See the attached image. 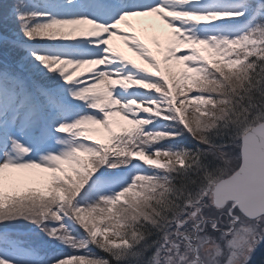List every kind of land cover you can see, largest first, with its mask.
I'll use <instances>...</instances> for the list:
<instances>
[{"label": "snow or ice", "instance_id": "6c2138e0", "mask_svg": "<svg viewBox=\"0 0 264 264\" xmlns=\"http://www.w3.org/2000/svg\"><path fill=\"white\" fill-rule=\"evenodd\" d=\"M0 49V264H264V0H14Z\"/></svg>", "mask_w": 264, "mask_h": 264}, {"label": "rangeland", "instance_id": "374dc122", "mask_svg": "<svg viewBox=\"0 0 264 264\" xmlns=\"http://www.w3.org/2000/svg\"><path fill=\"white\" fill-rule=\"evenodd\" d=\"M114 45L117 46L119 48V50L123 51L130 58L136 60L137 62H141L140 58L135 56V54L132 53L119 39L114 41ZM151 46L155 47V45H151ZM100 254L102 255V253H100Z\"/></svg>", "mask_w": 264, "mask_h": 264}, {"label": "trees", "instance_id": "16d2710c", "mask_svg": "<svg viewBox=\"0 0 264 264\" xmlns=\"http://www.w3.org/2000/svg\"><path fill=\"white\" fill-rule=\"evenodd\" d=\"M9 3H12V2H11V0H10V2H9Z\"/></svg>", "mask_w": 264, "mask_h": 264}, {"label": "bare ground", "instance_id": "6f19581e", "mask_svg": "<svg viewBox=\"0 0 264 264\" xmlns=\"http://www.w3.org/2000/svg\"><path fill=\"white\" fill-rule=\"evenodd\" d=\"M117 40V39H116ZM115 41V40H114Z\"/></svg>", "mask_w": 264, "mask_h": 264}]
</instances>
